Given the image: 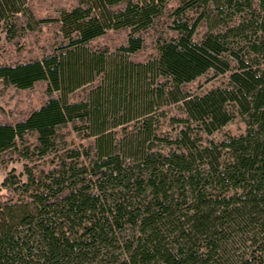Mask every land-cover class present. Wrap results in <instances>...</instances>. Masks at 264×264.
<instances>
[{"label": "trees", "instance_id": "1", "mask_svg": "<svg viewBox=\"0 0 264 264\" xmlns=\"http://www.w3.org/2000/svg\"><path fill=\"white\" fill-rule=\"evenodd\" d=\"M155 1L93 0L92 12L77 5L57 19L69 40L62 50L0 56L2 90L45 82L60 93L36 109L0 107V156L28 162L0 182V264H264V0H171L174 37L151 28L161 18ZM3 26L13 38L18 16ZM109 30L126 37L117 42ZM146 32L156 43L150 53ZM111 49L146 60L132 66L160 75L159 95L168 89L183 100L196 128L187 125L159 149L149 119L123 126L132 110L119 109L115 94L109 104L97 92L67 101ZM211 70L228 72L227 85L185 90ZM141 102L145 116L152 103ZM228 107L245 117V134L199 145L200 130L229 122ZM116 110L125 113L122 127L109 131ZM75 121L87 124L92 141L64 148ZM119 136L127 137L117 143ZM46 159L48 169L38 168ZM225 246L242 247V255Z\"/></svg>", "mask_w": 264, "mask_h": 264}, {"label": "rangeland", "instance_id": "2", "mask_svg": "<svg viewBox=\"0 0 264 264\" xmlns=\"http://www.w3.org/2000/svg\"><path fill=\"white\" fill-rule=\"evenodd\" d=\"M131 1L142 5V3L148 2L149 0ZM155 2L161 5V18L155 19L151 28L160 30L164 37L176 36L177 33L174 31L171 24L173 18L168 11L169 7L175 5L174 2H171V0H156ZM77 5L81 7H93L95 3L93 0H0V56L2 58H7L11 52L15 53L21 50V57L40 58L42 55L54 54L58 49L62 50L61 47L68 45L69 40L60 32V24L57 22V19L60 18L62 13L69 11V9ZM93 9L95 8L93 7L91 12L94 11ZM11 15L18 16L19 28L13 38H8L3 23L5 19H8ZM60 33L63 38H55V36L58 34L60 35ZM109 33L114 35L112 30H109ZM142 35L145 37L143 48L147 49V53H150V48L156 45L155 38L148 36L147 32ZM114 36L118 42V40H121L120 38H125L126 34H116L115 32ZM96 42L87 45V49L94 55L99 48L96 46ZM99 43L101 46L106 44L103 40H99ZM80 57L81 59H86V55L83 53H80ZM132 63L143 65L147 62L146 60L136 62L130 55L121 54V52L116 49L109 50L104 56L102 70L95 72L92 75V81L85 84L83 86L84 88H78L68 93L66 95L67 101H78L84 94L85 98L86 96L92 97L95 92L101 93L102 98L108 100L106 104H109L115 98L118 99L119 102H122V104H116L119 109L123 107L132 110L129 114L130 120L125 122L123 126L130 127L133 124L140 126V123L144 122L145 119H149L152 123L153 135L161 140V142L158 140L154 142L155 147L159 149L168 141H174L176 136H178L187 125L194 130L196 124L192 119H188L189 116L186 114L185 107L183 106V100L175 102L174 98L167 94L168 89L164 90L163 95H159L158 82L160 75L153 77L152 73L144 74L143 71L139 73V68H137V66L136 68L132 66ZM147 69L148 68L144 70ZM214 72V70H211L210 73L187 84L185 90L189 91V94L194 96L200 95L201 92L211 87L227 85L228 72L224 74ZM59 94L60 93L57 91L48 92L47 83L45 82L35 84L28 90H17L11 86L2 90L0 86V107L5 111L10 109L27 111L38 108L43 101L49 98L59 97ZM114 94L116 96L115 98L112 97ZM122 94H130V97H123ZM178 95L177 97H179ZM143 100H150L152 103L150 113L145 116H141L144 112L143 108L138 107L142 105L141 101ZM106 104H104L105 107ZM227 110L230 115L229 122L217 129H211L210 132L205 129L200 130L199 134L201 139L199 145H205L210 142L213 146L218 147L219 144L228 139L237 138L245 134L247 126L245 117L236 109L228 107ZM118 112L119 114L117 115ZM124 114V112L116 110L114 121L117 122L120 119L119 117ZM75 122L74 125L69 124L72 134L67 140L64 148L72 149L73 147H77L81 139H84L85 142L92 141V138H89L90 130L87 128V124L81 121ZM120 122L121 121L117 122L114 126L110 124L109 131H119L122 127V125H118ZM108 123H114L113 119L110 118V122ZM126 137L127 136H119L115 139V142L122 143ZM79 149L82 152V149ZM26 163L28 162L20 160L15 156L10 157L5 154L0 156V182L3 177L12 170L16 173L22 172L23 165ZM37 163L38 168L48 169L47 159L44 162L45 164L40 162V160ZM4 216V212L0 214V218ZM232 233L235 234V232ZM250 243L251 242H247L246 245L248 246ZM225 249L229 256L231 251L234 252L235 256L242 255V247L240 249H235V246H225Z\"/></svg>", "mask_w": 264, "mask_h": 264}]
</instances>
